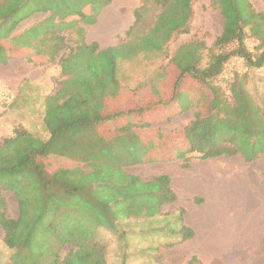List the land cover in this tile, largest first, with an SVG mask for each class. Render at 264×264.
Listing matches in <instances>:
<instances>
[{
  "label": "trees",
  "instance_id": "1",
  "mask_svg": "<svg viewBox=\"0 0 264 264\" xmlns=\"http://www.w3.org/2000/svg\"><path fill=\"white\" fill-rule=\"evenodd\" d=\"M154 1L159 12L153 26L138 39L107 47L97 41H81L64 54L68 47L66 32L84 35L79 20L68 18L78 16L81 22L94 24L113 0H0V43L15 46L0 44V62L23 55L43 64L32 58L40 53L34 46L43 55H50L51 64L57 66L53 79L64 76L58 90L44 98L48 139L18 127L11 137L0 140V183L19 201L20 214L12 218L3 209L5 202L0 196L4 240L17 249L11 257L14 264H41L47 253L51 254L49 264H110L105 246L96 239L97 228L116 230L125 217L153 218L162 213L164 204L178 198L169 174L142 178L127 172V165L166 158L181 159L182 167L189 168L193 157L203 160L240 155L253 162L264 154V106L248 89L247 76L227 82L229 94L215 85L223 64L233 54L243 55L253 68L264 67V11L255 10L250 0H212L221 10L224 26L215 39L216 50L211 49L210 60L201 66L202 51L207 48L202 40L181 45L171 59L180 73L171 85L166 83L157 90L163 96L170 91L169 101L186 91L195 99L198 90L185 82L198 81L212 90L208 106L198 108L189 123L167 134L145 136L138 132L152 124L148 112L160 104L145 97L146 88L165 69L131 88L118 77L119 63L141 53L165 51L174 36L190 31L194 11L193 0ZM144 5L134 10L135 19L127 36L140 29ZM86 7L90 13L85 12ZM36 13L46 15L16 33L19 25ZM246 33L260 40L255 54L249 53L243 43ZM235 41L239 45L226 50ZM129 88L137 98L136 107H122L131 100ZM144 97L150 101L145 102ZM105 124L111 128L103 130ZM49 155L75 159L84 166L49 172L43 162ZM180 211L184 214L185 209ZM50 212L59 219L47 222ZM183 229V239L195 235L192 228ZM49 233L54 237L52 242ZM64 245H70V249L62 257L60 249ZM197 262L201 264L193 257L188 264Z\"/></svg>",
  "mask_w": 264,
  "mask_h": 264
},
{
  "label": "rangeland",
  "instance_id": "2",
  "mask_svg": "<svg viewBox=\"0 0 264 264\" xmlns=\"http://www.w3.org/2000/svg\"><path fill=\"white\" fill-rule=\"evenodd\" d=\"M250 2L255 10L264 11V0H250ZM143 5L140 29H134L132 34L127 36L126 31L135 19L134 10ZM84 10L86 13H90L89 7ZM193 10L190 31L174 36L167 44L165 51L141 53L132 60L120 61L118 77L123 85L136 87L144 81L151 80L162 68H175V72L178 73L179 69L171 62V59L181 45L194 39L206 43L207 48L202 51L201 66L204 67L208 63L211 57V49L216 50L214 43L223 30L224 18L221 10L213 4L212 0H193ZM158 12L159 8L155 5L154 0H113L101 13V24H85L80 21L78 16H71L68 20H79V25L84 28V35L80 37L76 31L66 32L68 47L64 49L63 53L68 54L81 41L91 43L97 41L98 38L101 40L100 33L103 31V27L109 29L112 26H117L109 31L110 34L106 40L97 41L101 47L112 43L117 44L121 41L136 40L139 35L147 32L153 26ZM45 15L44 13H36L23 21L17 28L16 33H21L27 27L41 21ZM0 44L3 47L7 45L8 48L15 47L8 42H1ZM237 44V42H232L226 47V50H234L238 46ZM32 48L40 52L39 56L32 58L43 64L29 61L23 55H18L19 59L23 60L18 63H21V66L25 65L33 74H36L43 66L51 64L50 55H43L40 48L34 46ZM1 56L0 54V58H2ZM9 58L5 60L8 61ZM247 65L250 69L245 73L248 89L257 101L264 106V69L253 68L248 63ZM47 73L48 71L45 75ZM259 76L262 77L260 80ZM63 79L64 76L62 75L54 78L53 89L51 87L50 93H48V82L36 85V83L29 82V78H27V81H24V91L28 92L25 96L16 99L15 95L16 100L14 99L12 102H0V109L3 110L0 114V140L12 136L10 134L15 123L21 121V123L26 124L28 122L29 117L21 120L19 114L20 110L25 109L23 106L28 104L31 95L35 94L37 90L32 86L41 85L39 89L44 92L41 98H45L58 90L60 81ZM256 79L259 81L258 86L255 84ZM215 85L229 94V83L219 80ZM0 87L13 92L9 86L2 83H0ZM192 87L198 90V96H195V99L192 100L195 105L193 109L184 113L179 112L178 114L176 112L166 115L167 119L155 121L148 127L141 128L138 132L144 135H157V133L162 132L167 134V131L183 127L189 123L196 110L206 108L208 101L212 99L210 88L203 86L201 83L199 84L198 81L191 83ZM30 88L33 90L29 91ZM31 102L36 106L33 98ZM196 103H199V106ZM155 116L160 118L163 117V114L159 112ZM30 123L40 124L36 119L27 123L29 127H31ZM108 128H111V126L105 124L103 130ZM34 135L46 140L49 137V131L44 125L36 128ZM163 157H166V155H163ZM155 160L127 165L125 170L142 178H150L169 171L177 173L178 178L181 179L184 174L192 173L199 178L197 186L200 189L195 192L194 196L185 197L179 202L176 200L164 204L162 213L153 218L125 217L118 222L116 230L106 227L97 228L96 239L105 246L108 263L188 264L191 258L197 257L201 264H264V154H261L253 162L245 161L240 155L203 160L193 157L189 168L182 167L181 159L168 160L162 158V160ZM43 162L49 172H54L63 167L76 168L84 166L81 161L56 155L47 156ZM0 196L4 199L5 206L3 209L7 215L17 218L20 211L19 201L15 193L8 189L6 185L0 183ZM195 198H200L201 201L196 202ZM182 207L185 209L184 214L180 211ZM186 207L187 209L193 208L197 214L207 215V228H205V231H209L213 235L218 233V235H221L220 238L224 236L225 241L223 242L227 244L226 247L219 248L215 252H200L192 246L195 235L190 239H183L184 226L192 228L191 224L185 222L186 213L188 212ZM189 212L192 214L191 218L194 223L200 225V227L201 225L204 226V221L199 215L194 212L193 217V213ZM56 217L50 212L46 220L47 222L52 221V219L57 221L59 217ZM65 218V216L62 217V220ZM4 239L5 231L0 223V264H14L11 257L17 249L10 248ZM53 239L52 233H49L50 242ZM69 249L70 245L62 246L60 249L62 257ZM49 258H51V254L47 253L41 264H49ZM197 264L199 263L197 262Z\"/></svg>",
  "mask_w": 264,
  "mask_h": 264
},
{
  "label": "crops",
  "instance_id": "3",
  "mask_svg": "<svg viewBox=\"0 0 264 264\" xmlns=\"http://www.w3.org/2000/svg\"><path fill=\"white\" fill-rule=\"evenodd\" d=\"M108 6H106V7H108ZM106 7L103 8L101 13H103V11L106 9ZM101 13L99 14L98 21L96 22L98 24L99 23L101 24V20H102ZM118 24H120V23H118ZM114 27H117V26H112L109 29L103 27V31H102V33H100L102 41L106 40L107 36L110 34L109 31L114 29ZM101 40L98 38L97 41H101ZM110 45H114V43L104 45L103 47H107ZM19 61L21 62L23 60L19 59V57H11L5 63H0V83L9 86L12 89L13 93L16 95V99H18V97L25 96L26 93H28V92L24 91V83L27 81L26 80L27 78H29V80H28L29 82L36 83V85H38L40 83L48 82V84H49L48 93H50L51 87L53 89V86H54L53 77L57 74V70H58L57 66L55 64L43 66L41 69H39V71H37L36 74H33L28 68L25 67V65L21 66L22 64L18 63ZM260 69H264V67H262ZM47 71H48V73L45 75V73ZM175 71H176L175 68H169V69L166 68L165 71L157 79H155L154 81L149 83V85L146 88L145 97L148 99L150 98L152 100L160 102L159 108H157L155 111L151 110V112H148V114L151 113L150 114L151 116H150L148 121L152 124L155 121L167 119L168 117H165L166 115L176 113V112H178V114H179V112L184 113V112L190 111L191 109H193V107H195V105L192 101L193 98L192 97L189 98V96L187 95V91H186V93H182L181 95H179L178 99L175 101H169L170 91L167 94V96L160 95L163 92L158 93V91H157L158 89H161L164 85H166V83L171 85V83L174 81V79L178 76L180 71H178V73ZM261 74H263V73L261 72ZM36 77H38V78H36ZM34 78H36V79H34ZM258 78L260 80L262 77L259 76ZM255 84H256V86L259 85L258 79L255 80ZM185 85H191L190 80L185 82ZM125 86L131 87L128 85H125ZM32 88L37 89V90L35 89L36 90L35 94L31 95V100L33 98L36 106L33 105V102H31V100H30L26 106H23V108H25V109L20 110L19 115H20L21 120H23V118L29 117L28 122H31L32 120L36 119L37 121L40 122V124L34 125L33 123H30L31 127H29L27 125L28 122L26 124H24L23 122L21 123V121L17 122L12 126V130H11L12 132L10 135H13L14 130L18 127H24L34 134L36 128L44 126V116H45L44 100L45 99L41 98V95H43L44 92H42L39 89V88H41V85L40 86H32ZM32 88H30L29 91H32L33 90ZM131 88H134V87H131ZM129 91L130 92L128 93V95L130 96L131 100H130V102L126 103L122 107H125L126 105H128L126 107H136L137 106V98L133 94L134 91H132V89H130V88H129ZM145 97H144L145 102L150 101V100L146 99ZM34 106H35V108H34ZM1 112H3L2 109H0V114H1ZM159 112H161L163 114V117L159 118V117L155 116L156 114H159ZM175 129H177V128H175ZM169 132H170V130H169ZM169 132L167 131V133H169ZM172 162H174V161H172ZM167 174H169L171 177L172 187L178 196V198H177L178 202L181 201L185 197L194 196L196 194L195 192L200 189L197 186V183L199 182V178L197 176H194L192 173H188V175L184 174V177H182L181 179L178 178L179 176L177 173H174V172L171 173L168 171ZM186 209H187V207H186ZM187 210H188V212L186 213L185 222L187 224H191L192 229L195 231V236H194V240L192 243V246L195 250H198L200 252H204V251L205 252L206 251L207 252L208 251L215 252V251H218L219 248H223L224 246L226 247L227 244H225L223 242V241H225L224 236H222L220 238L221 235H218V233L213 235L209 231H205V228H207V215H203V214H199V213L197 214L193 208H188ZM189 211H191L193 213V217H194L195 213L197 215H199L202 218V220L204 221V226L201 225V227H200V225L194 223V220H192V218H191L192 214Z\"/></svg>",
  "mask_w": 264,
  "mask_h": 264
},
{
  "label": "built area",
  "instance_id": "4",
  "mask_svg": "<svg viewBox=\"0 0 264 264\" xmlns=\"http://www.w3.org/2000/svg\"><path fill=\"white\" fill-rule=\"evenodd\" d=\"M239 45V41H235ZM243 43L249 53L255 54L260 44V40L253 37L250 33L244 34ZM249 71V66L243 55L233 54L223 64L220 80L229 82L236 76L243 75ZM15 94L4 87H0V102H12Z\"/></svg>",
  "mask_w": 264,
  "mask_h": 264
}]
</instances>
